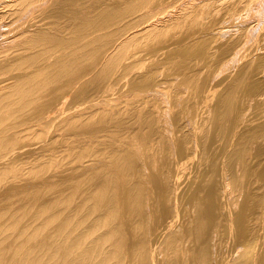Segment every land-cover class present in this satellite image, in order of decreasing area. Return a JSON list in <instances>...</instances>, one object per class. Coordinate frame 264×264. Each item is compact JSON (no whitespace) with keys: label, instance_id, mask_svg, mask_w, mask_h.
Here are the masks:
<instances>
[{"label":"bare ground","instance_id":"6f19581e","mask_svg":"<svg viewBox=\"0 0 264 264\" xmlns=\"http://www.w3.org/2000/svg\"><path fill=\"white\" fill-rule=\"evenodd\" d=\"M260 49L264 0H0V172L62 154L48 179L4 195L81 194L55 235L96 215L56 250L62 264H264ZM64 122L59 143L24 141ZM1 249L0 264L43 263Z\"/></svg>","mask_w":264,"mask_h":264},{"label":"rangeland","instance_id":"374dc122","mask_svg":"<svg viewBox=\"0 0 264 264\" xmlns=\"http://www.w3.org/2000/svg\"><path fill=\"white\" fill-rule=\"evenodd\" d=\"M111 1H117V0H111ZM230 24H232L231 27L235 26L233 25L234 23L232 22ZM247 46L248 47L250 46V49L248 50L247 48V51L245 52L246 54L252 50L251 45H247ZM263 51L264 50L260 49L255 52L261 53ZM243 61L244 60L239 61L235 67L231 66L228 68V70H225L223 74L221 73V75H219L220 77H218L217 78L218 80H216V82L221 81L219 88H217V92L213 95V97L208 100L209 105L207 107L210 106L212 108V105H214V103L216 102L220 91H222V89L228 83H230V81L232 80L231 77H234L235 72L238 70L239 66L243 63ZM227 75L229 76V78ZM259 76L264 79V73ZM252 103H253L252 106L247 110L248 112L246 113V118L249 115H251L253 112L252 107L255 104V101H253ZM205 110H208V108L207 109L205 108ZM198 117L199 116H196L194 118V122H198L199 120ZM64 124L67 125V122L66 123L64 122ZM67 127L68 125L65 126L63 130L62 129L61 131L58 130L59 132L58 131L53 132V130L55 131V129L50 130L49 132H47L48 134L46 133V131L45 133L43 131L41 132L38 131L36 133V136L34 135V138L32 135L26 137L24 141L30 140L32 143H34L33 148H35L41 146L42 144H45L44 143L45 141L42 142L45 139L46 142H48L47 140L50 138V136L56 133L58 136L56 135L55 138H57L58 142L56 139L54 140L50 139L49 142L59 143V141H62L64 139L63 137ZM40 133L42 134L43 137H41ZM61 155L62 154H57L54 158V161L55 159L57 160V158H60ZM54 161L50 162L48 160L47 162L42 164L41 168L43 167L42 168L43 170L41 169L38 173L27 172L26 171L27 169L16 170V169H11L9 167H7L8 169L3 168L2 169L3 172L2 171L0 172V228H4L3 233L5 235L2 241V245L0 247L2 248L1 250L4 251L6 256H9V258L15 252H19L20 255L26 251H30L32 253L31 254L32 259H35V256L43 259L42 264H62V262L64 261V257L55 255L56 250L61 248L65 249L66 244L72 243L75 236L77 237V235L81 234L83 228L86 225H91L94 221V216L96 214H93V216L90 217L82 218V222H84L83 225L76 227L68 235V237L55 235L56 232L55 229L58 228L67 219V216L70 214V212L73 211V209H75L81 201L80 193H75L69 190L60 191L59 189H55V188L47 189L46 192L44 191L37 200L33 201L27 206L21 207V203H17L16 205L11 206L7 196L4 195L6 193V192L4 193L5 191L4 189L7 188V185H10L11 183L12 184L25 183L26 181L39 182L45 180V178L48 179V177L53 173V171L59 166V165L55 166L56 164L53 163ZM51 163L53 164L50 165ZM196 163H197V159L191 161L185 173L182 175L180 190L186 188L191 177L190 176L191 175L190 172L192 171L191 168L193 169L196 166ZM87 212H89L88 209L83 211L81 210L80 215L83 216ZM13 215L16 216L13 217ZM72 225L73 223H71L69 227H71ZM260 232L261 235H260L259 244L264 245V229L260 230ZM93 235L95 236L97 235V233H94ZM14 241H16V244L13 245ZM50 244H52L51 247H49ZM84 244H82V246ZM5 245H10L11 248ZM80 248L74 251H72L73 249H71L70 250L71 256L75 255L80 250Z\"/></svg>","mask_w":264,"mask_h":264}]
</instances>
